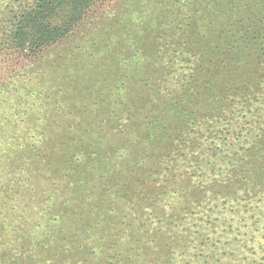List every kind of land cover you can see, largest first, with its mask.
Wrapping results in <instances>:
<instances>
[{"label":"rangeland","instance_id":"obj_1","mask_svg":"<svg viewBox=\"0 0 264 264\" xmlns=\"http://www.w3.org/2000/svg\"><path fill=\"white\" fill-rule=\"evenodd\" d=\"M189 1L91 0L65 38L47 49L20 53L11 39L13 26L38 0H0V264H122L126 241L144 245L136 252L144 264H230L238 253H246L239 247L244 240L253 234L264 239V186L245 196L251 200L246 209L233 208V221L225 220L230 204L219 206L216 192L190 186L185 174L167 175L162 169L166 161L151 160L159 150L157 134H142L140 123L152 105L149 97L141 98L149 94L152 79L165 77L169 89L188 81L187 66L178 60L184 49H191L181 35L190 30L176 37L175 31L186 21ZM195 5L191 16L201 10V28L229 26L221 0H197ZM157 66L163 74L155 75ZM120 104L134 116L122 113ZM43 109L53 113L46 136V126L36 129L33 123ZM46 147L52 157L39 160ZM49 163L51 178L46 176ZM71 167L76 186L67 188ZM111 177L124 181L126 191ZM230 177L223 172L213 182L216 191L226 195ZM243 193L237 183L230 202ZM176 197V204L168 203ZM136 217L158 223L160 230L149 228L141 240H128L123 235L127 224H121ZM188 220L191 229L184 230L181 225ZM255 220L261 221L256 232L251 228ZM237 221L246 225L240 234ZM227 224L233 225L232 234L222 232ZM173 228L181 232L170 242L166 232ZM202 232L222 245L212 248V258L201 255L208 242ZM169 242L176 251L171 257ZM192 246L196 250L188 254Z\"/></svg>","mask_w":264,"mask_h":264},{"label":"trees","instance_id":"obj_2","mask_svg":"<svg viewBox=\"0 0 264 264\" xmlns=\"http://www.w3.org/2000/svg\"><path fill=\"white\" fill-rule=\"evenodd\" d=\"M90 2L91 0H38L33 8L24 11L15 22L11 32L14 47L20 53H27L54 45L77 27L80 14L88 10ZM196 3L197 0H191L185 5L186 21L183 26H177L175 31L176 37L180 36L178 34L184 29L190 30L181 35L188 38L183 45L191 46V49H184L181 54L183 59L178 60L180 64L187 66L185 76H188V81H179V87L169 89L166 87L165 77L161 76L163 81L152 79L154 84H151L149 94L142 95L141 98V101H145V98L149 97L148 104L152 105V108L140 125L145 138L153 136V133L157 134L159 143L156 149L159 150L152 155L151 160L162 158L160 164L162 160L166 161L167 168L162 169L167 175L178 171L181 176L185 174L184 181L190 186L202 191L210 189L211 192H216L217 198L214 202H218L219 206L230 204L231 209L224 215V219L233 221V208L242 206L246 209L251 200L246 201L245 196L264 186V0H221L222 7H226L230 14L227 22L229 26L222 28V31L205 26L207 32L201 28L198 20L201 10H196L191 16ZM205 20L209 21L207 17ZM178 22L175 21V25ZM179 72L183 78L181 67ZM157 74H163L160 66H157L155 75ZM120 107L123 109L122 113L130 115L132 110L127 109V105L120 104ZM131 116L134 115L131 113ZM52 117V111L43 109L33 121L36 129L46 126L42 133L44 136L49 130L47 120ZM44 151L45 153L37 156L39 160L52 157L50 148L46 147ZM74 154H69L70 160L74 158ZM69 163L72 166V162ZM47 171H51L46 175L47 178L54 176L52 164L49 163ZM223 172L228 176L232 175L228 179L230 183L226 195L216 191L213 185ZM70 174L67 188L76 186V173L72 167ZM111 178L117 180V186L125 190L124 181L116 177ZM236 179L237 183L242 185L244 193L230 202L229 196L233 193V187H237L234 181ZM19 181L21 174L16 176V182ZM176 200L177 197L168 203L174 205ZM132 204V201L129 202L127 208L131 209ZM183 220L184 217L180 222ZM190 222L192 221H186L181 228L191 229ZM260 222L255 220L251 223L252 231L260 229ZM205 223H208L207 219ZM236 223L239 225L237 234H240V229L245 230L246 225L241 226L239 221ZM67 224H70L67 229L70 231L72 223ZM121 225L125 226L123 235L128 237V240H141L149 228H152V231L159 229L158 223L151 225L141 217H136L133 223L130 220L123 221ZM232 227V224H227L222 232L232 234ZM180 232L175 228L168 230L166 233L170 242L174 240V234ZM64 234H68L65 228ZM155 234L157 238L161 235L160 232ZM87 235L89 239V234ZM206 237L208 242L203 244L207 248L205 253L201 251V255L204 258H212L216 254L212 248L222 245H217L220 242L218 240L209 239L208 233ZM242 238H247L246 231L243 232ZM262 240L254 234L244 240L239 247L246 249V253H238L235 262L230 264H264ZM230 243L231 240L225 242ZM171 244L173 243L167 248L170 257L176 253ZM143 246L138 243L130 246L126 241L122 247L126 251L125 258H120L119 262L144 264L136 253H140L139 250ZM195 250L196 246L187 247L188 254ZM238 250L240 251L239 248ZM223 252L234 254V251L229 250Z\"/></svg>","mask_w":264,"mask_h":264}]
</instances>
